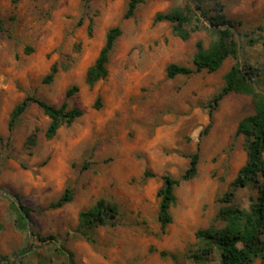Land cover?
<instances>
[{
    "label": "rangeland",
    "instance_id": "374dc122",
    "mask_svg": "<svg viewBox=\"0 0 264 264\" xmlns=\"http://www.w3.org/2000/svg\"><path fill=\"white\" fill-rule=\"evenodd\" d=\"M130 1L0 0V264H195L189 256L198 250V231L224 226L217 221L220 199L248 161L246 138L236 133L255 113L253 99L227 96L206 133L209 103L237 61L227 59L215 73L169 78L171 64L194 67L198 42L208 48L214 35L195 17L189 30H199L187 41L171 23H155L175 8L196 12L191 0H145L126 19ZM192 1L234 25L242 69L264 91V0H218L223 12L215 0ZM116 27L123 33L109 76L90 88L87 72ZM54 65L58 74L46 84ZM74 87L79 91L68 97ZM27 97L84 115L49 140L51 120L32 103L10 132L11 114ZM198 150V174L176 190L174 221L163 231L162 178H180ZM148 171L156 177L146 178ZM261 186L264 177L239 191L235 205L249 208ZM67 188L73 202L50 209ZM100 199L117 204L121 216L89 242L77 233L79 216ZM13 202L33 210L27 232L16 227ZM219 263L217 254L207 262Z\"/></svg>",
    "mask_w": 264,
    "mask_h": 264
},
{
    "label": "trees",
    "instance_id": "16d2710c",
    "mask_svg": "<svg viewBox=\"0 0 264 264\" xmlns=\"http://www.w3.org/2000/svg\"><path fill=\"white\" fill-rule=\"evenodd\" d=\"M144 1L131 0L125 16L126 19L134 17L137 9ZM215 1L219 5L221 4L218 0ZM198 7L211 24L223 28L220 30L211 29L204 24L201 17L191 7L187 9L175 8L166 13H159L155 18L157 24L171 23L174 26V34L184 41L189 40L195 30H199L198 27L189 30V27L194 24V17L203 24V28L209 30L215 37L208 48H205L202 41L198 42L194 67L171 64L167 71L168 77L192 76L203 71L215 73L222 68L227 59L233 58L237 63L225 76V86L209 103L211 123L205 132L210 130L214 113L220 103L232 93L251 96L255 113L245 118L237 129L236 136L246 138L245 149L248 154V161L231 183L230 191L220 199L222 207L218 213L217 221L222 222L224 226L219 228L217 225H213L208 229L198 231L196 235L198 250L193 252L189 258L195 264H207L209 259L217 254L220 257L219 264H255L258 259H261L262 264H264V186L259 187V194L257 198L252 200L249 208H241L234 203L239 191L259 185L261 178L264 177V95L259 93L249 81V78L254 77L244 71L239 62L240 49L233 31L234 25L226 19V16L212 17L200 4ZM223 8L224 6L221 8V12H223ZM4 28L5 22L0 20V34ZM122 33L120 27L113 28L108 32L105 46L95 64L87 72L86 82L90 88H94L100 81L108 78L110 57ZM57 74L58 66L54 65L50 75L45 79V83L53 82ZM78 91V87H74L68 91V97H72ZM32 103L37 104L51 120L46 132V137L49 140L54 139L62 127L72 126L84 115L81 109H69L67 104L58 108L39 98L27 97L11 114L10 132H14L19 120ZM4 142V139L0 137V143L4 144ZM29 143L32 146L36 145L33 137L29 139ZM190 159V167L180 178H174L170 175H165L162 178L163 185L158 192V197L160 199L159 220L163 231L174 221L171 211L177 204L176 190L182 183L194 179L198 174L201 162L200 150L190 156ZM145 176L146 178L156 177L154 173L149 171L146 172ZM73 200L74 191L67 188L62 197L51 204L49 208L58 210L72 203ZM22 207L24 213L14 202L12 203V209L16 214V227L22 232H27L28 220L32 217L33 210L25 205ZM120 216L121 211L117 204L106 199H100L90 209L80 213L77 233L89 242H96L97 229L117 226ZM47 239L42 240L46 241ZM70 257L73 260L74 255L70 254Z\"/></svg>",
    "mask_w": 264,
    "mask_h": 264
},
{
    "label": "water",
    "instance_id": "95a60500",
    "mask_svg": "<svg viewBox=\"0 0 264 264\" xmlns=\"http://www.w3.org/2000/svg\"><path fill=\"white\" fill-rule=\"evenodd\" d=\"M191 4L193 5L194 9L196 10V12L213 28V29H216V30H220L222 29L223 27H216L214 26L213 24H211L208 19L202 14L201 10L199 9L198 5L191 0ZM239 49H240V55H241V44H239ZM249 81L254 85L256 86L257 90L259 93L263 94L264 95V91L260 90L258 87H257V84L253 81V79L249 78ZM18 207L20 208V210L23 212V207L22 205L18 202ZM24 213V212H23Z\"/></svg>",
    "mask_w": 264,
    "mask_h": 264
}]
</instances>
